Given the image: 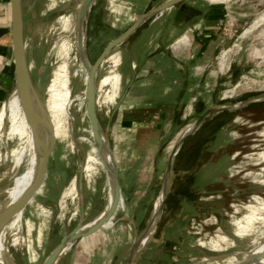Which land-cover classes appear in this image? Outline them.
<instances>
[{"label": "crops", "instance_id": "obj_1", "mask_svg": "<svg viewBox=\"0 0 264 264\" xmlns=\"http://www.w3.org/2000/svg\"><path fill=\"white\" fill-rule=\"evenodd\" d=\"M167 1L95 0L87 20L89 51L96 53L104 44L98 59L144 13ZM232 3L184 0L169 6L141 24L102 62L101 66L112 63L111 71L121 78L120 96L105 126L119 183L117 220L113 228L102 227L79 238L55 264H130L133 257L132 264L173 262L168 253L183 236L189 207L225 181L232 144L228 128L233 122L225 113L229 111L210 115L184 139L174 159L173 190L164 205V219L142 241L148 230L146 215L171 165L170 146L215 105L227 70L222 71L221 50L230 41L225 27ZM25 6L22 0L24 23ZM24 29L27 50L25 24ZM17 85L12 4L0 0V109ZM84 237L91 238L88 249L82 244ZM139 241L143 248L134 256Z\"/></svg>", "mask_w": 264, "mask_h": 264}, {"label": "rangeland", "instance_id": "obj_2", "mask_svg": "<svg viewBox=\"0 0 264 264\" xmlns=\"http://www.w3.org/2000/svg\"><path fill=\"white\" fill-rule=\"evenodd\" d=\"M24 1L27 5L25 6V27L33 86L41 96L46 97L49 83L67 75L70 78L73 97L69 116L71 133L66 127L67 135L55 140V149L50 159L47 176L35 191L34 202L24 209L22 233L19 234L18 243L15 244L13 237L9 234L7 239L8 249L18 264H43L68 233L79 224L93 220L105 209L108 198V171L102 170L91 184H88L84 177L83 166L86 156L97 149V145L88 107L83 99L89 79V69L85 66L77 45L79 14L76 7L81 0ZM230 1L233 5L227 16L225 30L230 41L221 50L222 71L227 70L221 76L215 105L233 106L237 102L264 94V21L253 27L256 20L264 15V0ZM230 1L216 0L215 2L229 3ZM88 15L85 21L86 29ZM252 27V31L246 33ZM103 46L104 44L100 45L98 52L92 53L89 51L87 42V52L92 63L96 61ZM113 63L116 64L117 60L115 59ZM111 69L110 62L99 68L97 103L105 92L113 93L116 90L109 79L119 72L111 71ZM101 81H103L102 87ZM120 81L119 74V94ZM103 108L97 106L99 119L105 130L109 114ZM225 113H230L228 115H231L233 122L228 128L232 144H230L231 159L225 181L213 189V194L195 198L198 205L189 207L191 213L183 230V236L178 238L179 243L174 245L168 253L169 259L173 262L163 260L161 264H211L201 263V260L208 255L218 256L221 260L233 254L242 256L260 246L264 241V209L262 208L264 207V183H262L264 174L260 175L264 165L255 164L256 160L252 159H256L258 152L264 151V99ZM71 134L75 135L74 138L86 139L78 142V149L72 148ZM14 145L12 140H0V188L10 183L11 173L17 167L13 159L6 158L8 150L13 149ZM174 145L175 142L169 148L171 154ZM20 170H24V167L21 166ZM75 176L80 178L81 194L74 198H62L63 192L70 186ZM173 181L172 173L168 198L173 190ZM164 182L165 177L160 182L158 194L150 212L146 215V224L151 218ZM248 206H256L262 212L258 211V216L263 219L256 222L249 234L239 236L236 234L233 222L249 214ZM164 214L163 207L159 223L164 219ZM154 231L147 239L153 235ZM218 233L228 235L233 240V244L221 251L199 245L201 240L206 238L210 240Z\"/></svg>", "mask_w": 264, "mask_h": 264}, {"label": "bare ground", "instance_id": "obj_3", "mask_svg": "<svg viewBox=\"0 0 264 264\" xmlns=\"http://www.w3.org/2000/svg\"><path fill=\"white\" fill-rule=\"evenodd\" d=\"M210 1L215 2L216 0H210ZM91 3H92V0H81V2L76 7L78 14H79L77 45H78L79 50L83 52L86 46V39H85V24L86 23L85 21H86V17L91 7ZM263 21H264V15H262L261 17L258 18V20H256V23L255 25H253V27L255 28V26H257L259 23ZM253 27L248 29L246 33L252 31ZM83 55H84L83 62L85 66H87L89 70H92L93 63H90V61L88 60V57L85 54ZM29 70H30V66H29ZM109 81H112L114 89L116 90L113 93L105 92L102 98L99 99L97 106L99 105V106L104 107L105 112L110 115V113H112L111 110L113 106L116 104L117 99L120 95L119 88H118L119 74H114L109 79ZM88 83H89V79L87 81L86 86H88ZM102 84H103V81H101V87H102ZM87 93H88V89L86 88L85 95L83 96V99L86 102V104H87ZM31 94H32L34 105L38 113L41 114L42 117L48 118L49 121L51 122L55 140L61 137L62 138L65 137L67 135L66 127L69 128L70 126L69 125L70 124L69 116L71 113L70 106H71V102L73 101L70 78L67 75H65L64 78H57L55 80H52L48 85L46 97L41 96L34 86H32ZM89 99H91V95ZM76 100L78 99L76 98ZM4 101H5L4 105L3 107L1 105L2 108L0 109V140H4V139L8 141L12 140L15 143L14 148L8 150L6 158L8 157L9 160L13 159L17 167L11 173L12 177L10 178L11 179L10 183L8 185L6 184L7 186L4 188L3 187L0 188V212L12 206L17 200H19L24 195V193L32 185L34 178H35L36 171L38 170L40 163L42 161V158L44 156V153L46 151L47 144H48V135H49L46 127L35 116H33L27 111L22 101L21 95L19 93L18 85L13 90V92L9 95V97ZM244 104L245 103L232 106V107L235 109ZM193 129H194V126L191 125L188 127L187 130L191 131ZM70 130L71 129L69 128V132L71 133ZM93 130L95 133V139H96L95 144L97 145V149L94 150L95 152L92 150L93 152H89L86 156L85 163L83 166L84 177H85L86 182L88 184H91L92 182L96 180V177L100 175L102 170H107V171L109 170L108 178H107L108 198H107L105 209L101 212V214L97 216L96 218H94L93 220L81 224L79 227L80 231H86L92 228L93 226H95V224L104 215V213L112 207V205L114 204L115 198H116V194H117V186H116L115 177L113 174L114 169H115V162H114V158L112 157V153L108 147L106 133L96 122H95V125L93 126ZM74 136L73 135L71 136L72 137L71 139L72 148L78 149V142H83L86 139L85 138L84 139L74 138ZM93 143H94V140H93ZM178 146H179V142L176 146L173 147L171 159L174 158V154L176 150L178 149ZM83 152H82V155L84 154ZM255 158L256 159L252 158L253 160H256L255 164L264 165V151L258 152ZM21 166L24 167V170L22 171L20 170ZM261 169L262 170H261L260 175L264 174V166ZM172 173L173 172L170 171L165 178L163 188L155 202L152 215L150 216L151 218L149 220L148 230L145 236L142 238V241H145L147 237L151 234V232L155 230L157 227V223L163 212V206H164L166 197L170 192V187L172 183ZM79 179L76 176L73 178L70 186L66 188L65 191L63 192L62 198H67V197L74 198L81 194V189H80L81 187L79 185ZM262 183H264V178L262 180ZM34 200H35V197L33 194L31 198L29 199L27 206L29 204H32ZM248 208L250 209L249 214L233 222L235 225L236 234L239 236L249 234L252 231L253 227L255 226L256 222L264 218V217L262 218L258 216L259 215L258 211L260 210H258L256 206H248ZM262 208L264 209V207ZM24 209L20 210L12 217L7 218L6 220L0 223V264H18L16 260L14 259L12 253L8 249L7 239H8V234H9L10 237H13L15 244L18 243L19 234L22 230V224L24 221ZM114 225H115V220L114 218H112L105 224V226H103V228H113ZM89 239L87 237L82 239V243L86 241V243H83L86 249H88L89 247L88 245L90 243L88 242ZM95 239L97 241L98 238L96 237ZM142 241H139L138 243L136 242L137 244H135L136 247H134V251H133L134 256H136L142 250L143 248ZM232 244H233V240H231L228 235H226L225 233H218L216 236L212 237L210 240H207V238L206 240H201L199 245L208 247L212 250L221 251L225 249L226 246L232 245ZM130 253L132 254V252ZM221 262L222 264H264V241L260 246H258L255 249H252L251 251L244 253L242 256L233 254L227 257L226 259L221 260V258L218 256L208 255L207 258H205L204 260H201V263L221 264Z\"/></svg>", "mask_w": 264, "mask_h": 264}, {"label": "water", "instance_id": "obj_4", "mask_svg": "<svg viewBox=\"0 0 264 264\" xmlns=\"http://www.w3.org/2000/svg\"><path fill=\"white\" fill-rule=\"evenodd\" d=\"M95 0H92L91 6ZM184 0H168L167 2L157 6L153 7L146 13H144L138 21L131 27L129 28L124 34H122L120 37L117 39L113 40L103 51L101 56L93 63L92 70H89V83L87 86L88 93H87V107H88V114L91 118V123L94 126L95 122L98 123V125L103 129L98 111H97V78H98V71L99 68L102 64V62L105 60L107 55L118 45L123 43L126 39L130 37V35L141 25L143 24L147 19H149L151 16L155 15L156 13L162 11L163 9L178 4ZM12 4V31H13V41H14V51H15V64H16V74H17V84L19 88V93L21 95L22 101L27 109V111L35 116L47 129L48 131V144L46 151L44 153V156L42 158V161L40 163V166L38 170L36 171L34 181L30 188L24 193V195L17 200L12 206L4 209L3 211L0 212V223L7 218L12 217L15 215L17 212L20 210L26 208L29 199L31 196L35 193V191L42 185L43 181L45 180L47 176V171H48V166L50 163L51 156L54 152L55 149V137L53 133V128L52 124L49 121L48 118L42 117L41 114L38 113L36 110V107L34 105L33 99H32V94H31V89L33 86V82L31 79V74L29 70V64L27 60V54H26V47H25V39H24V20H23V8H22V0H11ZM91 9V7H90ZM90 11V10H89ZM87 18V17H86ZM85 35H86V46L84 48V52L81 51V57L83 58V54H85L88 57V60L91 62L90 57L87 52V29L85 28ZM91 95V99L90 98ZM264 99V94L258 97H253L249 98L245 101L237 102L236 105H240L245 103L244 105L259 101ZM233 105V106H236ZM243 106V105H242ZM240 108V107H238ZM238 108H233L232 106L229 105H213L211 106L205 113L204 115L196 121L192 126H194V129L191 131L185 132L180 141H179V146L178 149L176 150L174 154V158L171 159V165L169 167V170L167 171V174L172 171L173 172V163L176 154L178 153L184 139L191 133H193L202 123L203 121L209 117L210 115L228 110H236ZM103 131L106 133V138H107V143L108 147L112 153L111 147H110V140H109V134L108 130L105 128ZM113 157V153H112ZM115 162V161H114ZM109 173V170H108ZM114 177H115V182L117 186V194L116 198L114 201V204L112 207L104 213V215L99 219V221L93 226L92 228L86 230V231H80L79 227L81 224H79L75 229H73L70 233H68L63 240L56 246V248L52 251V253L48 256V258L44 261L43 264H55L57 259L61 256V254L68 249L72 244H74L79 238L88 235L89 233L102 228L105 226V224L114 218V213L116 211V208L118 206L119 202V183L117 179V168L115 164V169H114ZM166 174V176H167ZM165 176V178H166ZM169 195V194H168ZM168 195L166 197V200L168 198ZM165 200V203H166ZM164 203V205H165ZM164 207V206H163ZM134 257L132 259L133 263Z\"/></svg>", "mask_w": 264, "mask_h": 264}, {"label": "built area", "instance_id": "obj_5", "mask_svg": "<svg viewBox=\"0 0 264 264\" xmlns=\"http://www.w3.org/2000/svg\"><path fill=\"white\" fill-rule=\"evenodd\" d=\"M227 28L225 27V30H226Z\"/></svg>", "mask_w": 264, "mask_h": 264}]
</instances>
